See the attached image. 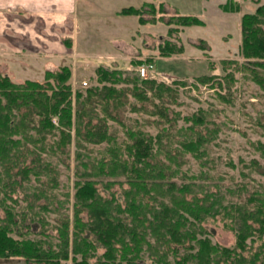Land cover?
Returning <instances> with one entry per match:
<instances>
[{"label":"trees","instance_id":"1","mask_svg":"<svg viewBox=\"0 0 264 264\" xmlns=\"http://www.w3.org/2000/svg\"><path fill=\"white\" fill-rule=\"evenodd\" d=\"M253 1L259 3L261 0ZM238 6L237 2L229 0L222 8L232 12L237 11ZM146 7L151 14L148 20L143 17ZM159 10L160 13L165 12L162 3H159ZM116 13L136 15L142 24L157 19L155 6L149 2L138 7H121ZM161 19L168 25V36L178 32L180 26L203 23L195 15L178 13ZM240 32V54L245 60L240 69L264 91V2L253 12L242 14ZM173 40L165 38L159 44L161 56L183 51V46ZM150 59L143 61L152 62ZM233 61L221 59L220 62L224 65ZM44 74L42 82L25 79L19 83L0 73V210L3 213L0 214V259L20 257L34 264H60L61 260L69 258L72 264H143L141 253L143 245L149 242L147 233H150L157 239L164 237L172 242L171 251L175 255L169 260L166 253H161L153 264H264V191L239 196L236 202L217 207L213 201H200V196L190 194L187 197L189 185L184 184L177 187V197L174 194L169 198L172 204L160 201L158 208H151V204L143 200L163 181V169L169 166L154 167L156 161H151L153 139L144 137L140 131L124 128L122 112L126 105H130L131 111H142L158 119L169 120L164 104L174 103L175 88L140 77L138 72L130 74L99 65L95 69L98 84L86 88L82 94L79 90L73 92L69 82L71 70L67 65L47 68ZM214 77L213 74H203L198 76V80L205 83ZM223 79L227 85L232 82L233 75L225 73ZM214 85L222 87V81L216 80ZM130 97L135 100L134 104H131ZM218 97L226 101L224 95L219 94ZM185 119L193 126L204 122L197 114ZM107 120L121 125L127 140L123 147L107 146L109 156L95 162L82 158L80 151L75 152L77 164L71 222L69 215L62 214L59 201L54 208L58 215L54 218L57 223L54 241L45 231H40L43 236L36 239L24 237L20 232L18 237H14L18 217L24 221L28 209L32 208L31 204L21 210L14 208L17 204L14 193L24 189V181H19V174L22 178L32 174L38 180L45 176L49 178L47 184L52 183V162L45 161L44 156L68 166L72 129L77 148H84L85 142L109 143L112 136L108 134ZM258 124L264 130V119ZM200 145V138L182 142L184 150L192 153L198 151ZM256 148L264 156V142L259 141ZM251 165L264 174V166L258 161L252 160ZM101 176L113 177V180L105 182L106 189L116 182L128 184L123 189L124 206L115 196L101 194L98 188V177ZM34 195L39 199L46 194L39 190ZM39 209L45 210L47 206L40 204ZM214 214H222L228 219L225 226L235 235L232 247L213 243L208 236L198 237L185 228L188 217L202 222ZM40 220L45 230L47 221ZM99 248L103 251L97 255ZM180 248L185 250L182 255L178 254Z\"/></svg>","mask_w":264,"mask_h":264},{"label":"rangeland","instance_id":"2","mask_svg":"<svg viewBox=\"0 0 264 264\" xmlns=\"http://www.w3.org/2000/svg\"><path fill=\"white\" fill-rule=\"evenodd\" d=\"M226 1L229 0H72V30L70 34L64 35L67 36V42H57L56 47V52L65 48L68 54L50 58H38L33 47L24 46L26 40L34 39V35L27 34L29 39L19 37V8L2 9L0 73L7 74L14 82L21 83L25 79L42 82L47 67L55 69L67 65L71 70L69 82L73 92L79 90L84 94L86 88L98 84L95 74L97 66L104 65L136 74L140 60L144 62V59L151 58L158 70L172 78L165 84L175 88L177 95L174 103L164 104L169 120L158 119L142 111H131L130 105H126L122 112L124 128L140 131L144 137L153 139L154 155L151 161H156L154 167L169 166L163 169V181L143 200L151 204V208H158L160 201L172 204L169 198L174 194L178 196L177 187L188 184L190 192L187 197L194 194L202 197V202L213 201L217 207L236 202L239 196L264 191V174L254 170L251 165L252 160H256L264 166V156L256 148L259 141L264 142V130L258 124L264 119V91L240 69L241 63L245 61L240 54V18L243 13L253 12L264 0L259 3L253 0H233L238 3L239 9L232 12L223 10ZM144 2L155 6L157 19L154 22L142 24L136 15L116 13L121 7H138ZM159 3L163 4L165 12H159ZM146 11L143 17L148 20L151 18L149 7H146ZM176 13L195 15L203 23L180 26L178 32L168 36V25L161 18ZM165 38L175 39L173 41L182 45L183 51L161 56L158 46ZM19 40L23 43L22 49ZM49 59L50 65L42 70L39 64ZM221 59L234 61L223 65ZM225 73L233 75L232 82L227 85L223 79ZM203 74H213L215 77L202 83L198 76ZM216 80L222 81V87L214 85ZM219 94L224 95L226 101L220 100ZM130 101L131 104L135 102L131 97ZM192 114L202 116L203 124L193 126L185 119ZM107 124L108 134L112 136L110 142H85L82 149L75 146L71 130L68 166L62 165L55 158L44 156L45 161L52 162V183L47 184L49 178L45 176L39 177L44 180L40 181L32 174L28 178H22L19 174V181H24V189L14 193L17 200L14 208L21 210L29 204L32 208L28 209L24 221L18 217L14 237H18L20 232L24 237L36 239L43 236L40 231H45L54 241L57 224L54 218L58 217L54 208L59 201L62 214L69 215L71 222L77 164L75 152L78 150L82 158L95 162L96 159L109 156L107 146L123 147L127 140L121 125L111 120H107ZM198 138L201 142L198 151L192 153L184 150L182 142ZM163 162L165 165H162ZM98 180V188L103 196L113 195L122 206L125 205L123 189L128 187L127 183L116 182L106 189L105 182L113 180V177L101 176ZM39 190H43L46 195L36 199L34 193L37 195ZM40 204H45L47 209H39ZM0 214H3L1 210ZM40 218L47 221L45 230ZM227 221L222 214H214L202 222L188 217L185 228L198 237L208 236L213 243L232 247L235 235L233 230L225 226ZM147 238L149 242L143 245L141 253L143 264L155 263L161 253H166L169 260L175 257L171 251L172 242L164 237L157 239L150 233H147ZM102 251L99 248L96 254L100 255ZM184 252L180 248L178 254ZM0 264L34 263H28L20 257H9L0 259ZM60 264H72V260H61Z\"/></svg>","mask_w":264,"mask_h":264},{"label":"crops","instance_id":"3","mask_svg":"<svg viewBox=\"0 0 264 264\" xmlns=\"http://www.w3.org/2000/svg\"><path fill=\"white\" fill-rule=\"evenodd\" d=\"M71 2L72 0H0V12L2 9L18 7L19 37L24 39L28 38L27 34L34 35V39L26 40L24 46L33 47L38 58H50L68 54L65 48L56 52V47L57 42H66L64 39L67 36L64 35L70 34L72 30ZM24 46L19 40V47L22 49ZM48 65L50 59L48 62L43 61L39 67L44 70Z\"/></svg>","mask_w":264,"mask_h":264},{"label":"built area","instance_id":"4","mask_svg":"<svg viewBox=\"0 0 264 264\" xmlns=\"http://www.w3.org/2000/svg\"><path fill=\"white\" fill-rule=\"evenodd\" d=\"M137 71L140 77L152 79L156 82L166 83L169 78L166 74L158 70L152 62H142L137 65Z\"/></svg>","mask_w":264,"mask_h":264}]
</instances>
